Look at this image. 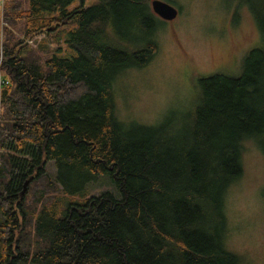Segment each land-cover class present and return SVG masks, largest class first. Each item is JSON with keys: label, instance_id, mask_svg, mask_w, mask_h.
Instances as JSON below:
<instances>
[{"label": "trees", "instance_id": "trees-1", "mask_svg": "<svg viewBox=\"0 0 264 264\" xmlns=\"http://www.w3.org/2000/svg\"><path fill=\"white\" fill-rule=\"evenodd\" d=\"M75 1L24 0L6 13L34 41L60 26L66 36L47 50L2 47L0 264H242L225 244L226 195L242 175V142L264 155V43L238 75L198 77L191 109L123 121L114 84L153 57L156 17L147 0ZM238 3L264 39V0ZM26 181L40 197L56 193L32 215Z\"/></svg>", "mask_w": 264, "mask_h": 264}, {"label": "rangeland", "instance_id": "rangeland-1", "mask_svg": "<svg viewBox=\"0 0 264 264\" xmlns=\"http://www.w3.org/2000/svg\"><path fill=\"white\" fill-rule=\"evenodd\" d=\"M94 1L84 0L82 4L87 6ZM147 1L149 6H144V10L153 15L152 0ZM164 1L175 6L178 15L173 20H164L154 13L156 26L151 36L157 47L153 57L140 68L124 71L114 84L116 115L123 121L154 125L167 115L191 109L199 94L198 77L215 72L238 75L246 53L264 43L249 6L238 0ZM19 2L24 0H0V62L6 42L23 39L34 50L39 46L44 50L63 46L59 37L66 36L64 26L50 34L40 33L39 41L23 35L15 26L17 19L6 18L10 6ZM80 4L76 0L72 6ZM242 144V175L226 195L225 244L227 250L240 256L242 264H264V155L256 141L247 138ZM46 168L51 174L54 172L50 163ZM102 177L116 193L106 175L98 180ZM36 187V182L28 183L23 187L27 194L21 193L25 209L31 215L40 207L38 199L50 201L56 196L53 185L43 197ZM90 187L91 194L107 189L105 182ZM28 233L31 235V229L24 231Z\"/></svg>", "mask_w": 264, "mask_h": 264}, {"label": "water", "instance_id": "water-1", "mask_svg": "<svg viewBox=\"0 0 264 264\" xmlns=\"http://www.w3.org/2000/svg\"><path fill=\"white\" fill-rule=\"evenodd\" d=\"M150 4L153 12L164 20H173L178 15V9L164 0H152ZM26 184L28 181L25 182L24 186ZM24 192L23 189L21 193L24 194Z\"/></svg>", "mask_w": 264, "mask_h": 264}, {"label": "bare ground", "instance_id": "bare-ground-1", "mask_svg": "<svg viewBox=\"0 0 264 264\" xmlns=\"http://www.w3.org/2000/svg\"><path fill=\"white\" fill-rule=\"evenodd\" d=\"M163 19V18H162Z\"/></svg>", "mask_w": 264, "mask_h": 264}]
</instances>
